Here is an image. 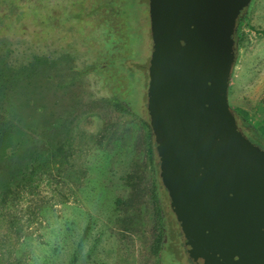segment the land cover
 Masks as SVG:
<instances>
[{
  "label": "rangeland",
  "instance_id": "1",
  "mask_svg": "<svg viewBox=\"0 0 264 264\" xmlns=\"http://www.w3.org/2000/svg\"><path fill=\"white\" fill-rule=\"evenodd\" d=\"M149 28L148 0H0V264H192L148 157ZM262 30L252 0L228 103L264 136ZM132 53L140 116L109 102ZM102 61L105 75L76 79Z\"/></svg>",
  "mask_w": 264,
  "mask_h": 264
},
{
  "label": "water",
  "instance_id": "2",
  "mask_svg": "<svg viewBox=\"0 0 264 264\" xmlns=\"http://www.w3.org/2000/svg\"><path fill=\"white\" fill-rule=\"evenodd\" d=\"M252 0H148L146 110L192 264H264V149L228 103L236 21Z\"/></svg>",
  "mask_w": 264,
  "mask_h": 264
},
{
  "label": "trees",
  "instance_id": "3",
  "mask_svg": "<svg viewBox=\"0 0 264 264\" xmlns=\"http://www.w3.org/2000/svg\"><path fill=\"white\" fill-rule=\"evenodd\" d=\"M8 5L10 6L11 3H8ZM243 13H244V10L240 13V15H239V17H238V19L236 21V27H235L234 36H233L235 44L237 43V38H238V35H237L238 34V31H237L238 25L241 22V18H242ZM261 33L264 34V30H262ZM131 55H132V60H130V61H133V64L131 63V66L129 68H125L124 67L125 64L127 62H129V61H126V60H124L122 58H120L117 61V62H119V64H117L116 67H115V69H116L115 73L111 75L113 77V82H112L113 90L116 92V94H114L112 97H110L109 102L112 104V106H114L117 110H119L121 112L130 114V115L140 116L139 113H138V111H139L138 99H136V100L134 99V100L130 101V99H131L130 94L131 93L137 94V93L134 92V87L132 85V79L138 77L137 74L135 73V71L138 68H140V69H144V72H145V67H141L137 63L136 57L133 56V53ZM11 61L15 62L14 59H12ZM109 63L113 64L112 61H110ZM20 64H24V63L21 62ZM108 64H105V62L102 61L101 64L99 63L98 65H93L92 67L91 66L86 67V68L83 69V71L79 72V74L77 75L76 79L83 78L84 76H86L90 72H94V75H96V76H97V74H99L100 76H103L102 74H104ZM3 66H4V68L7 66V70H8V68H9L8 66L9 65H8L7 62H3ZM118 77H119V79H118ZM108 78H109V76H107V79ZM103 79H104V83L105 84L101 83V82L99 83V84H101L100 88L102 90H104V88H106L108 86L107 80H105L104 77H103ZM125 82H129V85H130V87H128V89H129L128 93L126 91L121 92L122 91L121 88H123ZM119 92H121L125 96L117 94ZM234 115H235V118H236V121H237V124H238L239 128L242 130V132L245 134V136L250 141H252L250 139V137L253 138V140L255 142L254 141H252V142H254L256 145H258L260 148L264 149V136H263V134L259 130L254 128L252 125H250L249 122L244 120L243 116L239 112H237V113L235 112ZM9 124H13V123H9ZM146 124H148V123L146 122ZM11 128L14 129V127H11ZM7 129H9V127H7ZM148 129H150L149 124H148ZM1 134H2V131H0V135ZM150 134H151V130H150ZM155 156H156V154H155V151H154V142L151 141L148 157H149L150 162L152 164V169L154 170V178H153L154 181L156 180V172H155L156 169L155 168H156V165H157L156 162H155ZM156 199L159 201L158 198H156ZM160 244L163 245V242L162 243L160 242Z\"/></svg>",
  "mask_w": 264,
  "mask_h": 264
},
{
  "label": "crops",
  "instance_id": "4",
  "mask_svg": "<svg viewBox=\"0 0 264 264\" xmlns=\"http://www.w3.org/2000/svg\"><path fill=\"white\" fill-rule=\"evenodd\" d=\"M249 58L251 59V61H254L255 60V55H250ZM252 67V65H251Z\"/></svg>",
  "mask_w": 264,
  "mask_h": 264
}]
</instances>
